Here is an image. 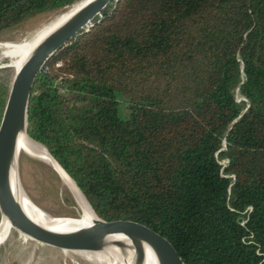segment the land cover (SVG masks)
I'll use <instances>...</instances> for the list:
<instances>
[{
  "label": "trees",
  "instance_id": "obj_1",
  "mask_svg": "<svg viewBox=\"0 0 264 264\" xmlns=\"http://www.w3.org/2000/svg\"><path fill=\"white\" fill-rule=\"evenodd\" d=\"M79 1L0 0V32ZM27 133L102 219L264 264V0H111L37 77Z\"/></svg>",
  "mask_w": 264,
  "mask_h": 264
},
{
  "label": "water",
  "instance_id": "obj_2",
  "mask_svg": "<svg viewBox=\"0 0 264 264\" xmlns=\"http://www.w3.org/2000/svg\"><path fill=\"white\" fill-rule=\"evenodd\" d=\"M110 2L111 0L86 2L47 34L16 71L0 123V219L7 218L12 231L24 239L67 253L81 255L86 252H100L104 248V240L109 235L122 233L139 237L152 245L162 264H186L172 240L138 222L106 221L97 214V219L92 225L71 233H60L38 226L22 211L16 199V190L12 188L14 166L17 169L18 140L21 134L28 135V109L37 77L47 62L68 41L92 26L93 20L102 14Z\"/></svg>",
  "mask_w": 264,
  "mask_h": 264
},
{
  "label": "bare ground",
  "instance_id": "obj_3",
  "mask_svg": "<svg viewBox=\"0 0 264 264\" xmlns=\"http://www.w3.org/2000/svg\"><path fill=\"white\" fill-rule=\"evenodd\" d=\"M88 1L90 0H81L57 18L55 17V20H52L51 23L49 22L47 26L39 30L27 42L21 44L0 43V50L3 51V57L18 58L13 64L16 70H18L31 54L34 47L47 34L62 24L72 13ZM22 154H29L49 165L58 175L63 186L71 192L82 211L81 216L76 218L53 217L47 214L36 206L26 195L21 193L17 181L16 167L14 166L11 179L12 188L16 190V199L22 211L33 223L60 233H71L87 228L95 222L97 214L86 199L85 195L82 194L80 188H78L76 182L51 156L43 145H38L25 133L21 134L18 140V156H21ZM11 231L12 229L8 219L2 218L0 223V247L2 243L9 238ZM4 238L5 240L3 241ZM103 247V250L100 252H86L81 253L80 256L94 264H162L155 248L148 242L136 236L114 233L104 240Z\"/></svg>",
  "mask_w": 264,
  "mask_h": 264
},
{
  "label": "rangeland",
  "instance_id": "obj_4",
  "mask_svg": "<svg viewBox=\"0 0 264 264\" xmlns=\"http://www.w3.org/2000/svg\"><path fill=\"white\" fill-rule=\"evenodd\" d=\"M68 9L57 14H41L19 26L0 32V43L21 44L27 42L39 30L47 26L49 22L51 23L52 20H55ZM17 60L18 58L3 57V51L0 50V74L7 75L11 81V85L17 71L13 64ZM16 170L21 193L26 195L36 206L47 214L53 217L63 218H76L81 216L82 211L73 195L63 186L60 178L58 179V175L49 165L29 154H22L18 156ZM11 232L5 251V262L7 264H94L82 258L78 253H67L44 247L25 240L14 231Z\"/></svg>",
  "mask_w": 264,
  "mask_h": 264
}]
</instances>
